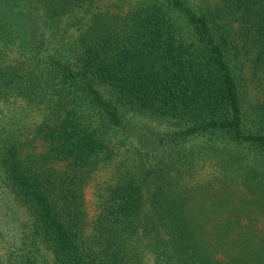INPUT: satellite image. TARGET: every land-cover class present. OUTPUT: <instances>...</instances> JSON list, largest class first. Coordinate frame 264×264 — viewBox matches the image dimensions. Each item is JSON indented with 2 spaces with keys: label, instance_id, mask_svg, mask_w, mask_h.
<instances>
[{
  "label": "trees",
  "instance_id": "1",
  "mask_svg": "<svg viewBox=\"0 0 264 264\" xmlns=\"http://www.w3.org/2000/svg\"><path fill=\"white\" fill-rule=\"evenodd\" d=\"M216 1L0 0L36 11L47 37L29 47L0 18V176L31 217L21 240L48 264H264V125L248 124L232 61L248 48L264 70V0ZM132 112L176 126L159 135L167 148L220 149L194 170L129 171L88 213L89 181Z\"/></svg>",
  "mask_w": 264,
  "mask_h": 264
},
{
  "label": "rangeland",
  "instance_id": "2",
  "mask_svg": "<svg viewBox=\"0 0 264 264\" xmlns=\"http://www.w3.org/2000/svg\"><path fill=\"white\" fill-rule=\"evenodd\" d=\"M216 2V0H205V3L210 6H216ZM0 15H3L0 18L10 19L19 28L29 47L32 44L39 46V42L42 43L47 40V37H43L44 29L40 26L43 20L32 8L23 4L15 6L6 3L4 7H0ZM58 32H61L58 34L60 36L65 34L63 30ZM48 43L46 42V44ZM40 51L46 50L41 46ZM232 61L236 73L241 79L245 107L248 112V124L252 128H258L260 125H264L263 67L259 68L255 65L253 50L248 48L241 49L236 57L232 55ZM175 128L176 126L166 119L149 117L136 112L127 114L122 130L113 134L116 156L105 168L94 174L89 181L85 192L87 212L90 213L93 210V205L96 204L103 187L116 181L129 171L141 176L149 169L157 171V169H153L155 167L166 168L167 164L172 161L176 167L184 168L187 164L192 168L194 167V170L200 162L208 159L207 149L211 145L214 150L220 149L219 145L209 144L202 139L193 140L180 148H167L159 141V135L171 132ZM46 146L44 141L38 140L34 146L24 152L23 156L28 163L32 164L31 157L34 156L37 161L45 153ZM228 161L231 163L230 159ZM52 166L60 170L66 168L64 164ZM213 170L214 167L209 162L204 164V167H199V177L196 178V181L204 180L206 175ZM206 200L209 204L212 203L210 199ZM31 222V217L26 209L15 200L0 176V264H18L19 258L29 256L30 253H37L39 261L48 264L50 254L43 245L38 249L37 246L30 243L33 239L30 242L24 240L25 244L21 240L22 232L27 229V225ZM27 243H29L28 246H26ZM10 255L11 257H9Z\"/></svg>",
  "mask_w": 264,
  "mask_h": 264
}]
</instances>
